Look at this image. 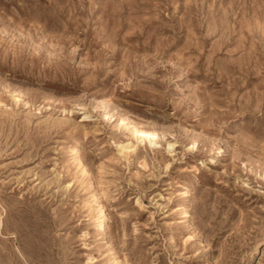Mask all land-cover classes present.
Instances as JSON below:
<instances>
[{
    "label": "rangeland",
    "instance_id": "rangeland-1",
    "mask_svg": "<svg viewBox=\"0 0 264 264\" xmlns=\"http://www.w3.org/2000/svg\"><path fill=\"white\" fill-rule=\"evenodd\" d=\"M0 264H264V0H0Z\"/></svg>",
    "mask_w": 264,
    "mask_h": 264
},
{
    "label": "bare ground",
    "instance_id": "bare-ground-1",
    "mask_svg": "<svg viewBox=\"0 0 264 264\" xmlns=\"http://www.w3.org/2000/svg\"><path fill=\"white\" fill-rule=\"evenodd\" d=\"M142 134H145V133H142ZM99 215L100 216H103V218L105 219V212H104V210H103V206H100L99 207ZM110 220V218H107V221L106 222H108ZM106 223H101L100 224V229L101 230H103L105 227H106V225H105Z\"/></svg>",
    "mask_w": 264,
    "mask_h": 264
}]
</instances>
